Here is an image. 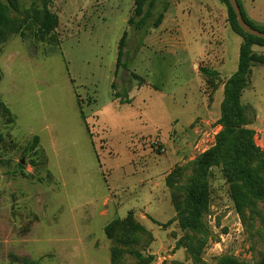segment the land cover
<instances>
[{"label":"rangeland","instance_id":"rangeland-1","mask_svg":"<svg viewBox=\"0 0 264 264\" xmlns=\"http://www.w3.org/2000/svg\"><path fill=\"white\" fill-rule=\"evenodd\" d=\"M34 1L20 3L27 9ZM170 1L159 0L138 29L141 17L129 24L135 0H50L60 19L57 45L15 35L0 46V103L9 109L0 108V264H111L105 227L131 211L153 234L143 250L156 257L153 264H192L177 248L184 233L166 179L214 144L239 49L217 0L207 3L224 40L210 46L209 26L181 0L175 10L188 51L182 43L172 47L155 27ZM187 5L192 18L183 12ZM222 58L227 66L219 76L202 72L221 67ZM251 83L242 103L251 118L248 102L256 107L264 130V66L253 68ZM197 116L203 118L189 125ZM210 183L214 240L205 262L230 254L255 263L264 240L250 241L219 169ZM125 264L136 261L127 257Z\"/></svg>","mask_w":264,"mask_h":264},{"label":"trees","instance_id":"trees-1","mask_svg":"<svg viewBox=\"0 0 264 264\" xmlns=\"http://www.w3.org/2000/svg\"><path fill=\"white\" fill-rule=\"evenodd\" d=\"M159 0H135L134 14L129 20L133 25L135 17H141L137 28H143L152 17ZM227 8L228 23L232 31L242 38L237 71L224 85L219 126L212 147L183 166L175 168L167 177L166 184L171 190V199L176 211V220L184 235L177 242V248L184 249L192 264H208L205 252L214 235L207 217L211 209V177L214 169H219L229 186V195L242 225L254 242L258 235L264 240V149L256 143V132L251 129L254 118L242 103V96L248 88L253 68L264 66V53L254 51L255 46L264 48V39L245 33L237 22V15L229 0H217ZM239 1V0H238ZM240 4V2H239ZM148 6L147 11L145 7ZM245 21L254 29L264 32L245 14ZM164 13L155 27L160 26ZM59 16L50 7V0H35L30 8L24 9L20 0H0V46L15 35L33 36L39 42L57 45L56 30ZM127 33L119 45L118 68L121 66ZM212 78L219 73L211 69H201ZM2 78L0 76V83ZM0 108L9 109L0 103ZM38 139H36L37 141ZM160 152V149H158ZM22 167V165H20ZM105 234L113 242L111 264H125L132 257L136 264H153L155 256H146L143 250L153 241V234L142 225L133 211L124 218H118L105 227ZM171 264H186L173 261ZM216 264H264V250L255 263H249L235 255L224 254L216 259Z\"/></svg>","mask_w":264,"mask_h":264},{"label":"crops","instance_id":"crops-1","mask_svg":"<svg viewBox=\"0 0 264 264\" xmlns=\"http://www.w3.org/2000/svg\"><path fill=\"white\" fill-rule=\"evenodd\" d=\"M171 1L166 4L163 21L160 24V26L156 28V30L158 33L164 32L165 35L166 34L169 35L168 39L172 47L175 45H178L179 43H182L185 45L187 49L188 48L187 40H186V35L184 33V28H183L184 21L181 18L180 14L175 10L176 5H179L181 3V0H174L172 4H171ZM239 2L242 5V8L245 14L248 16V18L252 22H254L257 26L264 27V0H239ZM187 3H189L191 8H195L197 10L196 11L197 12V23L200 26H205V27L209 26L210 31H211L210 46H213V44L218 43L219 41H223L224 39L222 38V35H221L222 28L219 25L217 14H215L214 9L208 6L207 0H187ZM189 5L183 8V12L192 18L193 10L189 7ZM233 34L236 36V37L231 38L233 46L236 47V50L237 48L240 50L242 39L235 33ZM231 41L228 43V46L229 44H232ZM221 61H222L221 67L215 68V69L209 67V69L215 70L220 74V71L224 69L225 66H227L225 64L226 61L224 60V58H222ZM196 66H198V63L194 65V68ZM251 84L252 83H251V78H250V83H249L248 88L251 87ZM243 104L246 106L247 105L246 101H244ZM248 105H249L248 107H250L254 111V123L249 127L255 130L256 132L257 145L261 147L262 149H264V130H261L258 127V123L260 122V116L256 112L257 111L256 107H254L251 104V102H248ZM199 118L202 119L203 116H197L196 118H192V120L189 122V125L194 124V122ZM173 144H174V141H173ZM174 153L176 154V152L173 150L172 154L174 155Z\"/></svg>","mask_w":264,"mask_h":264},{"label":"water","instance_id":"water-1","mask_svg":"<svg viewBox=\"0 0 264 264\" xmlns=\"http://www.w3.org/2000/svg\"><path fill=\"white\" fill-rule=\"evenodd\" d=\"M232 9L234 10V12L237 15V22L240 26V28L247 34L254 36V37H259L261 39H264V32L254 29L251 25H249L244 17H243V13L239 4L238 0H229Z\"/></svg>","mask_w":264,"mask_h":264},{"label":"built area","instance_id":"built-area-1","mask_svg":"<svg viewBox=\"0 0 264 264\" xmlns=\"http://www.w3.org/2000/svg\"><path fill=\"white\" fill-rule=\"evenodd\" d=\"M155 145L158 147V149H160V154H165L166 153V148L163 147V145L159 141H156Z\"/></svg>","mask_w":264,"mask_h":264}]
</instances>
